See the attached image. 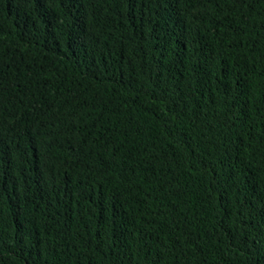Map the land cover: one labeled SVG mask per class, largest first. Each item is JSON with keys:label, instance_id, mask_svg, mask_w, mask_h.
I'll use <instances>...</instances> for the list:
<instances>
[{"label": "trees", "instance_id": "trees-1", "mask_svg": "<svg viewBox=\"0 0 264 264\" xmlns=\"http://www.w3.org/2000/svg\"><path fill=\"white\" fill-rule=\"evenodd\" d=\"M0 264H264V0H0Z\"/></svg>", "mask_w": 264, "mask_h": 264}]
</instances>
